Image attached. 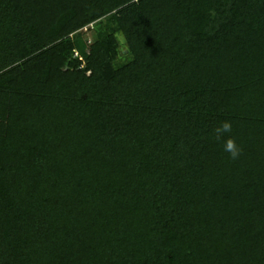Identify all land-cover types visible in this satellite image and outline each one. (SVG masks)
<instances>
[{
    "label": "trees",
    "instance_id": "trees-1",
    "mask_svg": "<svg viewBox=\"0 0 264 264\" xmlns=\"http://www.w3.org/2000/svg\"><path fill=\"white\" fill-rule=\"evenodd\" d=\"M0 264H264V0H0Z\"/></svg>",
    "mask_w": 264,
    "mask_h": 264
},
{
    "label": "clouds",
    "instance_id": "clouds-1",
    "mask_svg": "<svg viewBox=\"0 0 264 264\" xmlns=\"http://www.w3.org/2000/svg\"><path fill=\"white\" fill-rule=\"evenodd\" d=\"M232 132V123L231 121L225 120L220 123V125L215 129V135L217 138H220L225 133ZM224 151L229 153L232 159H237L241 154V148L232 138H229L225 141Z\"/></svg>",
    "mask_w": 264,
    "mask_h": 264
},
{
    "label": "rangeland",
    "instance_id": "rangeland-1",
    "mask_svg": "<svg viewBox=\"0 0 264 264\" xmlns=\"http://www.w3.org/2000/svg\"><path fill=\"white\" fill-rule=\"evenodd\" d=\"M121 41H122V47H121V51H122V54L124 55V56H126V45H125V42H124V40H123V37H121Z\"/></svg>",
    "mask_w": 264,
    "mask_h": 264
}]
</instances>
